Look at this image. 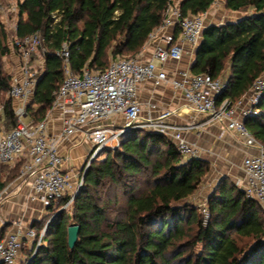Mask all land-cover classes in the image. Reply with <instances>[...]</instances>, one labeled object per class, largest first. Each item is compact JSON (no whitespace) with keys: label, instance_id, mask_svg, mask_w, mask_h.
I'll return each mask as SVG.
<instances>
[{"label":"trees","instance_id":"trees-1","mask_svg":"<svg viewBox=\"0 0 264 264\" xmlns=\"http://www.w3.org/2000/svg\"><path fill=\"white\" fill-rule=\"evenodd\" d=\"M214 2L180 0L178 8L182 15H202ZM15 3L12 34L0 20V122L4 131L17 122L11 100L5 97L10 76L3 71L2 58L9 53V40L35 32L40 35L36 51L43 59V71L32 98L37 108H28L37 123L50 110L60 86L63 62L56 53L63 46L75 74L84 65L102 71L114 58L136 57L162 24L170 0ZM224 6L243 16L205 27L190 67L192 75L220 79L228 64L229 72L223 78L226 86L216 98L217 106L249 94L252 83L264 74V0H225ZM254 110L256 114L243 124L264 149V92ZM209 170L201 158L184 160L163 135L146 130L122 135L118 148L88 165L70 208L49 222L26 264H264V212L228 179H221L208 195L206 221L187 202ZM52 207L53 203L48 209ZM70 225L79 227L73 249L67 245Z\"/></svg>","mask_w":264,"mask_h":264},{"label":"built area","instance_id":"built-area-1","mask_svg":"<svg viewBox=\"0 0 264 264\" xmlns=\"http://www.w3.org/2000/svg\"><path fill=\"white\" fill-rule=\"evenodd\" d=\"M177 2L170 0L162 24L149 35L151 40L159 34L165 47H158L146 63L136 59H114L102 71H92L84 65L75 74L68 64L66 47L56 53L63 62L62 80L51 105V109L60 111L62 129L57 134L47 132V116L33 125L23 121L25 103L33 96L38 78L30 61L39 46L40 35L35 32L11 42L19 65L18 73L10 76L6 95L20 104L14 111L15 127L4 131L0 126V163L10 164L22 156L29 158L20 175L28 174L33 178L32 201H38L46 208L65 197H70L71 201L76 194L69 196L73 186L70 176L63 170L65 160L58 147L77 132L82 133L97 151L130 131H153L167 137L183 159L198 157V148L183 137V133L194 126L170 124L171 112L167 110L155 117H140L137 86L153 81L155 85L165 83L179 90L190 112L208 116L209 121L238 136L246 149L253 150L240 163V190L246 199L256 202L264 211V149L243 124L245 118L256 114L254 107L264 92V74L252 83L247 96L234 102L225 100L219 106L216 98L226 86L223 79H213L207 74L192 75L182 70L177 72V78H168L160 67L168 61L178 62L182 57V46H196L204 29L202 15H182ZM9 8L17 11L15 0H0L1 15ZM167 30H178L179 39ZM118 117L123 120L120 125L112 121ZM105 121H112V124H102ZM82 176L76 192L82 184ZM2 199L0 192V204ZM202 212L207 216L205 207ZM35 239L37 233L33 228L23 229L20 225L0 236V264H16L25 242Z\"/></svg>","mask_w":264,"mask_h":264},{"label":"crops","instance_id":"crops-1","mask_svg":"<svg viewBox=\"0 0 264 264\" xmlns=\"http://www.w3.org/2000/svg\"><path fill=\"white\" fill-rule=\"evenodd\" d=\"M177 1L179 2L180 0ZM224 5L225 0H215L211 7L202 14L204 28L210 25L235 22L243 16L241 13L226 10ZM10 13L12 12L8 10L6 14H0L1 23L5 28L10 25V15H8ZM169 32L173 33L177 40L179 39L178 31L176 35L173 30H167V33ZM8 46L9 53L2 58V65L4 73L11 76L18 73L19 59L16 51L10 45ZM197 46L198 44L193 47L183 45L181 59L178 62L168 61L161 66L159 70L164 71L168 78H177V72L181 70L190 73V67L193 63ZM158 47H165L160 40L159 34L151 40L148 39L141 52L137 55L139 61L142 63L148 62ZM30 66L32 68L40 67V74L42 73L43 59L40 54L37 59L31 57ZM228 72V64H226L221 79L226 78ZM5 97H7V95H5ZM32 98L33 96L25 103V116L23 117V121L31 125L36 123L33 121L28 108L30 106L33 110L37 108L36 105L32 104ZM10 100L12 109L15 111L20 103L13 99ZM137 100L140 104V117L142 119L148 116L155 117L161 111H170L171 116L168 120L170 124L177 126H194L192 129L183 133V137L188 143L194 144L199 151H205L203 144L208 146L211 145L210 149H215L219 152L220 156L224 159L223 161L237 157L239 160V170L242 159L247 154L253 152L251 149H246L242 145L241 139L227 131L222 125L211 121L209 122L208 116L197 115L190 112L182 93L179 90L172 89L165 83L155 85L153 81H145L139 84L137 86ZM46 116L47 132L49 134L59 133L62 129L60 111L56 108H50ZM112 121L115 122L114 124L116 125L123 123L121 117L115 118ZM102 124L111 125L112 122L108 123V121H105ZM90 144L91 143L85 139L80 132H77L74 136L63 140L59 144V153L65 160L63 170L70 176L72 186L75 182L77 183L80 176L83 174L80 167L90 151ZM198 158L212 165L211 162H213V160H210V157L205 156L204 153L199 154ZM27 162H29V158L22 156L10 164L0 163V192L3 195L0 204V236L14 231L17 225H20L23 229L33 228V223L39 222L41 217L50 210L48 207H43L40 202L31 200L33 178L28 174L24 176L20 175L22 166ZM221 179L222 178H219V180ZM211 187L212 190L210 193H212L216 186L213 183ZM30 243V241H27V244Z\"/></svg>","mask_w":264,"mask_h":264},{"label":"rangeland","instance_id":"rangeland-1","mask_svg":"<svg viewBox=\"0 0 264 264\" xmlns=\"http://www.w3.org/2000/svg\"><path fill=\"white\" fill-rule=\"evenodd\" d=\"M9 10H10V8H9ZM11 12L12 13L8 14V15H10L9 16L10 25H9V27L7 26L6 29L12 34L13 31L15 30L16 12L17 11L15 13L13 11H11ZM8 44L11 46V40H9ZM37 52L38 51H36L32 55V58H36V59L38 58L39 54ZM114 59H136V60H139V58L137 56L133 57V58L118 57V58H114ZM114 59H112V60H114ZM112 60H110V61H112ZM32 69H33V71L37 72L36 73L37 75H39L41 72L40 67H38V68L34 67ZM109 122H112V121H108V123ZM0 126L3 127L1 122H0ZM121 137L122 136L118 137L117 141L114 140L113 142H110L107 146H104V148H100L97 151L95 150V147L90 142L91 143L90 144V151L82 162V165L80 167L81 172L84 173L86 168L88 167V165L91 162H93L95 160L96 161L102 160L103 158H105V156L108 152H111L112 150H115L116 148H118ZM210 146L211 145L208 146V145L203 144V148H205V151L204 150L199 151L200 154L204 153L205 156L210 157V160H213V162H211L212 165H209V163H208L209 168H210V170H209L210 172L205 176V178L203 179V181H202L201 185L199 186V188L197 189V191L187 200V202L189 204L197 207L198 212L202 214L204 221L207 220L208 216H205L206 214L202 212V209H203V207H205V203H206V199L208 197V194L210 195V192L212 190L211 189L212 184L214 183L215 186H217L219 178H222V179L226 178L229 180V182L231 184H233L235 187L240 189V180L242 177L240 170H239V165H238L239 160L237 157L231 158V160L223 161L224 159L222 158V156H220L219 152H217L215 149H210L211 148ZM77 185H78V181H77V183L75 182V184H73V189L69 192L70 193L69 196H71L72 193H77L79 191V189H78V191L76 192ZM68 201H70V200L64 201L63 199H61L60 201L54 202L52 209H50L48 212H46L45 215H43L41 217L39 222L33 223L34 226L36 225L35 231L37 233V239H35V241L33 243L31 242L30 244H27V242H26L23 249L20 251V254H19V257L16 261V264H26L27 263L30 254L33 255L34 252L36 251L37 247L39 246L38 240L41 238L40 239V242H41L42 238L44 237V232L46 229L45 228L46 223L50 222L58 212H60L62 210H68L70 208V205H71V201L69 203H68Z\"/></svg>","mask_w":264,"mask_h":264},{"label":"water","instance_id":"water-1","mask_svg":"<svg viewBox=\"0 0 264 264\" xmlns=\"http://www.w3.org/2000/svg\"><path fill=\"white\" fill-rule=\"evenodd\" d=\"M48 224H49V222L46 223L45 228L47 227ZM78 231H79V227L77 225H70L67 228V245L70 249H73V247L77 241Z\"/></svg>","mask_w":264,"mask_h":264}]
</instances>
